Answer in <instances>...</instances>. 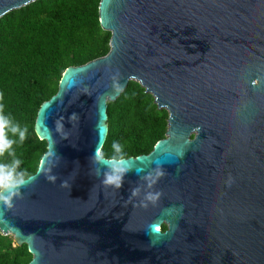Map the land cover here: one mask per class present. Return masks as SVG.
I'll return each mask as SVG.
<instances>
[{
	"label": "water",
	"instance_id": "1",
	"mask_svg": "<svg viewBox=\"0 0 264 264\" xmlns=\"http://www.w3.org/2000/svg\"><path fill=\"white\" fill-rule=\"evenodd\" d=\"M36 1L0 0V18ZM99 13L109 53L70 67L36 119L61 161L47 153L0 205V233L30 264H264V0H101ZM130 81L168 111V130L116 189L91 158ZM158 166L149 189L141 177ZM147 191L163 195L144 208Z\"/></svg>",
	"mask_w": 264,
	"mask_h": 264
},
{
	"label": "trees",
	"instance_id": "2",
	"mask_svg": "<svg viewBox=\"0 0 264 264\" xmlns=\"http://www.w3.org/2000/svg\"><path fill=\"white\" fill-rule=\"evenodd\" d=\"M101 0H40L0 18V93L4 114L22 128L27 139L14 145L21 160L18 171L37 172L48 153L38 139L36 119L42 104L60 89L65 72L106 56L112 33L100 23ZM169 113L159 109L152 94L130 81L115 101L108 103L109 132L103 147L113 154L112 143L122 145L125 156L151 154L166 139ZM11 136V134H10ZM7 154L0 162L11 163ZM167 225L163 224V230ZM27 246L17 247L11 235L0 233V264H30Z\"/></svg>",
	"mask_w": 264,
	"mask_h": 264
},
{
	"label": "clouds",
	"instance_id": "3",
	"mask_svg": "<svg viewBox=\"0 0 264 264\" xmlns=\"http://www.w3.org/2000/svg\"><path fill=\"white\" fill-rule=\"evenodd\" d=\"M117 78L113 77L115 81ZM116 92L121 91L119 84L114 85ZM3 93H0V159L7 154L13 159L11 163L0 162V205H5L9 208L13 206L14 199L22 197V189L25 188L35 178L27 173V171H18L21 165V160L16 157L14 145L17 140L11 137H18L19 143H23L27 139L28 128L21 127L18 123L4 114ZM76 114L73 113L71 119H75ZM59 127V122H57ZM11 134V136H10ZM113 154L106 156L102 147H97L94 155L91 158L92 165L94 166L91 174L97 178H102L101 183L105 186L121 189L125 182V177L133 170L129 160L126 158L123 147L118 142H113ZM47 163L49 165L58 166L61 157L50 149L47 154ZM165 173L161 167L155 168L154 172L141 177L151 189L160 177ZM49 182L55 183L58 177L56 175H47L45 177ZM61 187H70L67 180L61 183ZM141 192L139 187L131 190L132 196H138ZM163 193L159 191H147L141 200V206L147 208L149 203L156 205L162 197Z\"/></svg>",
	"mask_w": 264,
	"mask_h": 264
}]
</instances>
